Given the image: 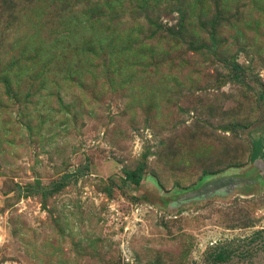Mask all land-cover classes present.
<instances>
[{"label":"rangeland","instance_id":"1","mask_svg":"<svg viewBox=\"0 0 264 264\" xmlns=\"http://www.w3.org/2000/svg\"><path fill=\"white\" fill-rule=\"evenodd\" d=\"M5 1L0 264H215L217 245L261 230L237 243L262 248L264 0ZM133 9L165 27L221 15L225 47L148 38ZM121 35L153 54L139 64ZM225 264H264V249Z\"/></svg>","mask_w":264,"mask_h":264},{"label":"trees","instance_id":"2","mask_svg":"<svg viewBox=\"0 0 264 264\" xmlns=\"http://www.w3.org/2000/svg\"><path fill=\"white\" fill-rule=\"evenodd\" d=\"M37 2H40L41 0H36ZM110 1V2H109ZM6 2L3 0V3ZM90 3V2H89ZM109 3V4H108ZM102 5L103 8H109L112 9L114 5L111 4V0H96L94 3H90V8L91 10L93 9L94 11ZM111 5V6H109ZM140 9L143 8V5H138ZM147 10L148 8H144ZM133 13L137 12L134 14V16H130V18L133 20V23H137L139 20L142 21V24H139V22L136 24L142 29H144L145 34L148 38H154L156 37L157 39H162V40H167L168 43L177 48H181V44H184L186 46L187 51L191 52H198L199 55L202 56H208L215 51L219 50L222 47L224 48L225 46V39L220 36L221 34H226L229 29L224 27L223 25H229L225 21H222V16L219 15L216 19L212 18L210 22L208 21H203L199 18L196 20L197 26L189 25L191 24L190 22H187V18H180L177 22V26L173 27H165L162 24L158 22V19L154 17V12L151 11L150 15H144L141 16L139 12L142 11H136L132 10ZM14 15V14H10ZM110 22V21H109ZM195 22V23H196ZM193 23V22H192ZM206 27V28H204ZM209 31L206 34H208V38H204L203 33L204 31ZM122 36V35H121ZM124 40H126V43L119 45L122 48V53L129 52L130 50L138 51L140 54V57H138L137 61L139 64L145 63L146 60L144 59L145 53H149L152 55V50L150 51V46L147 43H141L138 48L136 46H130L131 41H129L127 36H122ZM135 40V39H134ZM135 42V41H134ZM136 43V42H135ZM111 48L113 49L116 45L114 43H111ZM170 46V47H171ZM128 50V51H127ZM225 61V59H222ZM116 65L122 64L121 61L115 60ZM228 65L226 68L229 66L230 70H228L229 75L228 77L232 82H235L237 84H244V78L246 77L242 72L240 66L235 64L233 61L227 62ZM117 69H121L120 67ZM261 150V144L259 141H254L253 142V149H251L250 153V161H255L260 153ZM144 164L140 163L137 165L136 168L133 170H124L125 174V179L126 181L130 182L133 185H139L142 179V174H143V169ZM263 230L257 231L252 235V238H249L248 240L245 241H240V240H235L234 244L232 241H225L222 244L217 245V249L213 252V261L215 264H225L227 262L232 261L235 257H238L239 259H245L247 257H252L256 254L259 253V251L264 249V245L262 244L261 249H256V247H250L249 249H243L241 246V243L237 242H245L247 244H254L256 242V237H259L262 233ZM238 247V249H237ZM241 247V248H240ZM240 248V249H239Z\"/></svg>","mask_w":264,"mask_h":264}]
</instances>
